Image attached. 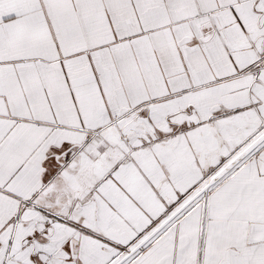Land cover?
Wrapping results in <instances>:
<instances>
[{
    "label": "snow or ice",
    "instance_id": "snow-or-ice-1",
    "mask_svg": "<svg viewBox=\"0 0 264 264\" xmlns=\"http://www.w3.org/2000/svg\"><path fill=\"white\" fill-rule=\"evenodd\" d=\"M0 264H264V0H0Z\"/></svg>",
    "mask_w": 264,
    "mask_h": 264
}]
</instances>
